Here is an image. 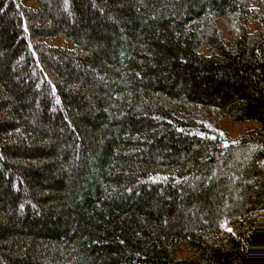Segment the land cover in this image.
I'll list each match as a JSON object with an SVG mask.
<instances>
[{"label": "trees", "instance_id": "16d2710c", "mask_svg": "<svg viewBox=\"0 0 264 264\" xmlns=\"http://www.w3.org/2000/svg\"><path fill=\"white\" fill-rule=\"evenodd\" d=\"M34 1L0 0V264H264V0Z\"/></svg>", "mask_w": 264, "mask_h": 264}, {"label": "rangeland", "instance_id": "374dc122", "mask_svg": "<svg viewBox=\"0 0 264 264\" xmlns=\"http://www.w3.org/2000/svg\"><path fill=\"white\" fill-rule=\"evenodd\" d=\"M22 1L23 3L29 6L37 7V3L34 0H22ZM53 42L57 44H63L62 39H56ZM217 123L220 127H222L225 131H227V133H229L231 137H237L249 130L260 127L262 125L260 122L255 120L235 122L226 117H221ZM177 256L181 258H189L193 256V253L186 247H182L181 249L178 250Z\"/></svg>", "mask_w": 264, "mask_h": 264}]
</instances>
